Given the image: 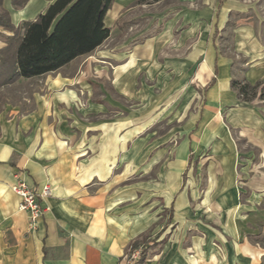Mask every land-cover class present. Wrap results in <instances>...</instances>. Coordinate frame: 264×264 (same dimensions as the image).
Segmentation results:
<instances>
[{
  "label": "crops",
  "instance_id": "0c3cea01",
  "mask_svg": "<svg viewBox=\"0 0 264 264\" xmlns=\"http://www.w3.org/2000/svg\"><path fill=\"white\" fill-rule=\"evenodd\" d=\"M50 1L2 5L17 25ZM129 1L114 0L105 24L124 19ZM183 16L166 18L128 48L102 53L117 60L112 88L75 75L84 55L6 85L26 82L33 88L31 96H22L31 101L29 108L0 109V264H126L130 243L151 235L155 245L162 243L145 264H264V111L253 102L257 94L242 100L232 86L233 80H264V59L242 78L221 54L201 61L197 44L189 55L158 60L169 47L185 51L196 25H181ZM213 28L218 31L217 22ZM174 31L178 39L168 47L164 42ZM141 75L144 84L160 85L157 94L139 89ZM188 80L198 89H186ZM113 94L132 102L146 97L145 114L152 120L167 98L200 103L189 113L186 102L178 104V117L185 118L172 142L170 133L154 137L148 129L140 135L137 107L115 114ZM176 107L160 114L169 116ZM17 172L37 191L45 183L51 188L41 200L48 209L33 230L11 189Z\"/></svg>",
  "mask_w": 264,
  "mask_h": 264
},
{
  "label": "rangeland",
  "instance_id": "374dc122",
  "mask_svg": "<svg viewBox=\"0 0 264 264\" xmlns=\"http://www.w3.org/2000/svg\"><path fill=\"white\" fill-rule=\"evenodd\" d=\"M233 11V12H231ZM122 17L128 19H134L135 22L120 31L114 26V21L106 24L110 27L109 37L97 48L92 55L97 58L92 62L89 55H84L78 59V69L75 73L76 76L88 77L89 81H99V88L102 85L104 88H112L111 80L113 77L112 65L116 64L117 60L112 59L111 56H102V53L106 50L114 53L118 51L122 45L125 48L130 47L133 40L143 37L148 32H153L158 27L159 23L165 22L166 18L172 17L177 12L183 13V23L186 26L192 24L196 25V30L190 37L186 39L185 51H174L170 45L176 43L178 39V33L174 31L173 35L166 38L165 42L171 51L159 52L158 60L164 62L168 58L173 56L190 54V50L193 45H200L201 50L199 52V59L202 61L207 57L211 60L215 54H221L223 59L228 63L231 62L234 67L235 74L238 78H242L247 68L250 65L255 64L257 61L264 59V0H157L149 1L145 3H135V0L129 1L122 9ZM223 12L226 14V24L223 23ZM231 13V15L229 14ZM238 13V14H237ZM197 15V21H194V16ZM238 15H243V18L235 19ZM217 22L218 31L214 33V23ZM180 24L176 26V29ZM248 29V32H246ZM239 33V34H238ZM246 33L245 39L243 38ZM241 34V36H240ZM258 43L256 49L252 48V43ZM102 77V78H101ZM104 78V79H103ZM139 78L138 87L140 90H149L157 94L159 92L160 85L153 84L152 82L143 83ZM257 86V97L253 100L254 104H261L262 111H264V96L259 98L260 92H264V80H259ZM187 88L190 91L198 89L195 84L188 80ZM33 86L20 82L12 86H6L3 90H0V109L12 104H18L21 109L29 108L30 103H26L22 96L29 95ZM193 88V89H192ZM27 92V93H26ZM146 92V91H143ZM31 96V95H29ZM114 108L111 110L118 113L117 115L126 114L131 108L137 107L139 113V122L142 127L139 132L140 135H146L148 129L153 132L154 137L163 136L170 133L172 142L178 140L177 131L179 125L182 123V119L185 118V113L178 117V107L182 106L184 102L185 112L194 111L198 108L200 101L191 99H178L167 98L161 102L159 106L156 105L155 118L150 119V116L146 115V105L148 101L146 97L136 99V101H130L125 96H112ZM252 102V103H253ZM177 107L174 109L175 113L164 116L160 114L163 111H171L174 105ZM264 113V112H263ZM143 124V125H142ZM154 235H151V239ZM149 241L148 256L153 257L158 251L159 245L151 244Z\"/></svg>",
  "mask_w": 264,
  "mask_h": 264
},
{
  "label": "trees",
  "instance_id": "16d2710c",
  "mask_svg": "<svg viewBox=\"0 0 264 264\" xmlns=\"http://www.w3.org/2000/svg\"><path fill=\"white\" fill-rule=\"evenodd\" d=\"M113 1L51 0L34 18L15 25L9 11L2 5L3 0H0V28L9 33L0 32L3 42L0 47V89L21 77L29 78L57 70L78 56L92 53L110 34V27L106 26L104 18ZM149 1L157 0H135V3ZM26 2L11 0L14 8ZM134 22V19L119 18L115 25L123 30ZM258 84L232 81L239 98L246 101L256 96ZM263 96L264 92H260V97ZM150 240L151 244H155L154 239L144 237L130 243L129 248L142 245L138 258L130 264L146 263Z\"/></svg>",
  "mask_w": 264,
  "mask_h": 264
},
{
  "label": "built area",
  "instance_id": "2783aa9c",
  "mask_svg": "<svg viewBox=\"0 0 264 264\" xmlns=\"http://www.w3.org/2000/svg\"><path fill=\"white\" fill-rule=\"evenodd\" d=\"M11 189L20 196L18 205L19 210L27 211L28 213V228L33 230L36 228L37 218L40 217L48 208L41 204V200L51 194V188L48 183H45L38 191L30 187L23 179L22 175L17 172L15 183L11 185ZM142 245L136 248H128L123 259L126 264L135 261L141 251Z\"/></svg>",
  "mask_w": 264,
  "mask_h": 264
}]
</instances>
